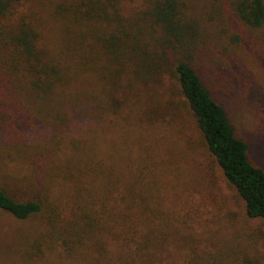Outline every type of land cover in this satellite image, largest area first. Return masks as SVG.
<instances>
[{"label": "rangeland", "instance_id": "obj_1", "mask_svg": "<svg viewBox=\"0 0 264 264\" xmlns=\"http://www.w3.org/2000/svg\"><path fill=\"white\" fill-rule=\"evenodd\" d=\"M91 1H21L40 46L75 51L82 63L64 96L8 98L23 126L0 127V188L42 209L26 219L0 209V264H264V222L247 216L173 72L140 79L134 63L109 51L120 24L150 0ZM181 1L193 29L178 57L264 170V104L255 103L264 101V60L244 46L257 32L229 0ZM223 78L238 84L233 92L218 89Z\"/></svg>", "mask_w": 264, "mask_h": 264}, {"label": "trees", "instance_id": "obj_2", "mask_svg": "<svg viewBox=\"0 0 264 264\" xmlns=\"http://www.w3.org/2000/svg\"><path fill=\"white\" fill-rule=\"evenodd\" d=\"M21 1L0 0V113L5 115L0 127L7 132L23 126V112L8 103L9 97L19 95L18 92L24 95L26 91L42 100L64 96V88L72 82L73 71L77 69L74 62L80 60L75 51H67L70 55L62 51L58 55L52 49L45 51L40 46L37 28L19 12ZM85 5L91 8L95 4ZM229 7L240 23L257 32L244 46L251 59L263 61L264 0H229ZM95 9V13L101 14L102 8ZM184 16L181 0H150L125 25L120 24L109 41V51L123 63H134L141 70L140 79L159 69L173 72L209 152L243 199L247 216L264 222V170L250 162L247 142L234 134L223 106L210 94L196 68L178 57L192 39V24ZM215 74L221 77L220 72ZM234 77L244 82L241 76ZM236 85L227 84L223 78L217 86L227 94ZM255 103L261 110L264 101L256 99ZM0 209L26 219L40 212L42 205L37 200L17 201L0 188ZM128 242L120 244L124 252Z\"/></svg>", "mask_w": 264, "mask_h": 264}]
</instances>
